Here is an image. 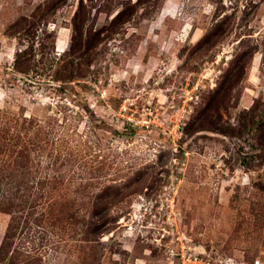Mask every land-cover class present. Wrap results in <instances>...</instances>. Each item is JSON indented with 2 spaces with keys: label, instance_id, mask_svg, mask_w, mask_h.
I'll return each mask as SVG.
<instances>
[{
  "label": "rangeland",
  "instance_id": "obj_1",
  "mask_svg": "<svg viewBox=\"0 0 264 264\" xmlns=\"http://www.w3.org/2000/svg\"><path fill=\"white\" fill-rule=\"evenodd\" d=\"M3 169L0 264H264V0H0Z\"/></svg>",
  "mask_w": 264,
  "mask_h": 264
},
{
  "label": "trees",
  "instance_id": "obj_2",
  "mask_svg": "<svg viewBox=\"0 0 264 264\" xmlns=\"http://www.w3.org/2000/svg\"><path fill=\"white\" fill-rule=\"evenodd\" d=\"M98 127H103V126L100 124ZM0 172H1L0 174L3 177L4 174L7 172V170L3 169ZM33 188H35V189H33ZM54 188H55V186L47 184V185H43L42 187H39L37 190L35 185H31L27 192H23L21 190V188L19 187V185L14 183V182H9L8 184H4V183L0 182V190L1 191L5 190V194H3L4 196L1 195V197H0V206H1V204L5 203V200H10V197L11 198L13 197V198L19 199L21 201V204H20V202H19V204L21 206H23L22 210L14 211L16 213L23 212L26 205L29 206L30 208H34V207L37 208V204L32 205V201H33L32 196L33 195L37 196L38 193H42L44 195L46 194V196H49L53 192ZM22 204H24V205H22ZM48 206H51L50 203H48ZM14 212H12V215H15ZM14 217L12 218V221H13ZM9 228H14L13 222L10 223ZM95 229H98V227ZM4 245H5V240H3L2 244H1L0 252H1V250H3Z\"/></svg>",
  "mask_w": 264,
  "mask_h": 264
},
{
  "label": "bare ground",
  "instance_id": "obj_3",
  "mask_svg": "<svg viewBox=\"0 0 264 264\" xmlns=\"http://www.w3.org/2000/svg\"><path fill=\"white\" fill-rule=\"evenodd\" d=\"M63 47H65V44H64V46ZM62 49V48H61Z\"/></svg>",
  "mask_w": 264,
  "mask_h": 264
}]
</instances>
